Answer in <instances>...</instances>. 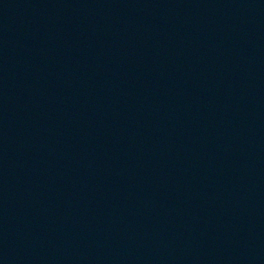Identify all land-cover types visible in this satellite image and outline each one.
Instances as JSON below:
<instances>
[{
	"label": "water",
	"instance_id": "95a60500",
	"mask_svg": "<svg viewBox=\"0 0 264 264\" xmlns=\"http://www.w3.org/2000/svg\"><path fill=\"white\" fill-rule=\"evenodd\" d=\"M0 264H264V0H0Z\"/></svg>",
	"mask_w": 264,
	"mask_h": 264
}]
</instances>
